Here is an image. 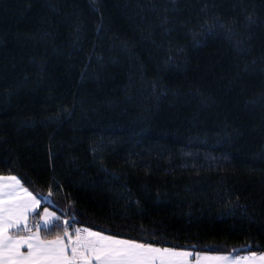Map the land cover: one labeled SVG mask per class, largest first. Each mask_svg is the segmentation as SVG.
Masks as SVG:
<instances>
[{
  "label": "trees",
  "instance_id": "trees-1",
  "mask_svg": "<svg viewBox=\"0 0 264 264\" xmlns=\"http://www.w3.org/2000/svg\"><path fill=\"white\" fill-rule=\"evenodd\" d=\"M0 176L44 240L264 253V0H0Z\"/></svg>",
  "mask_w": 264,
  "mask_h": 264
},
{
  "label": "snow or ice",
  "instance_id": "snow-or-ice-1",
  "mask_svg": "<svg viewBox=\"0 0 264 264\" xmlns=\"http://www.w3.org/2000/svg\"><path fill=\"white\" fill-rule=\"evenodd\" d=\"M38 205L39 201L21 187L20 180L15 176L0 177V264H190L192 253L189 251L117 238L87 228L83 229V233L74 229L75 240L69 235L68 228H63L64 236L69 237L67 244L60 236L54 240H43L39 235L41 226L37 225V230L33 232L28 225V214L35 211ZM44 217L43 228L54 230L56 225L53 222L59 218L49 212H45ZM10 229L29 234L12 236ZM195 259L198 262L200 257ZM214 259L228 260V257ZM242 259L264 261V256ZM233 264H241V261H233Z\"/></svg>",
  "mask_w": 264,
  "mask_h": 264
},
{
  "label": "crops",
  "instance_id": "crops-1",
  "mask_svg": "<svg viewBox=\"0 0 264 264\" xmlns=\"http://www.w3.org/2000/svg\"><path fill=\"white\" fill-rule=\"evenodd\" d=\"M0 177H5L6 178V177H12V176H0ZM21 187H22V185H21ZM20 195L22 196L23 193L21 192ZM31 212L32 211H30L28 215H31ZM80 230L83 233V229H80ZM88 230H90V229H88ZM91 231H93V230H91ZM70 236H71L72 240H75V231H73L70 234ZM63 238L65 240V243L67 244L69 242V237H63ZM22 250L26 251V249H22ZM174 250H177V249H174ZM182 251H186V250H182ZM197 256L200 257V260L198 262L195 259ZM260 256H264V253L250 254V255H240V256L231 255V254L215 255V254H202V253H199V254H194V255L192 254V256L189 258V260H190V264H233V261H241V264H264V261H259V260L243 261V259H242L244 257H260ZM205 257H207L208 259H205ZM216 257H228V260H217V259H214Z\"/></svg>",
  "mask_w": 264,
  "mask_h": 264
},
{
  "label": "rangeland",
  "instance_id": "rangeland-1",
  "mask_svg": "<svg viewBox=\"0 0 264 264\" xmlns=\"http://www.w3.org/2000/svg\"><path fill=\"white\" fill-rule=\"evenodd\" d=\"M22 187H23V186H22ZM23 188H24V187H23ZM32 196H33L35 199H37V200L39 201V205L36 207L35 211H37V210L39 209V206H40L42 203H45V202H49V201H50L49 196H42V200H39V199H38L37 197H35L33 194H32ZM35 211H32L31 214L34 213ZM45 212H49V213H51L53 216L57 217V214H56L53 210H51V209L48 208V207H45V208L42 209L41 217L38 219L37 222L34 220L33 223H36V225H40L41 227H43V221H44V219H45V217H44V213H45ZM29 217H30V215H29ZM29 222H30V220L28 219V224H29ZM36 225H35V226H36ZM29 227H34V224L29 225ZM17 230H18V229H11L10 232H9V234L12 235V236H17V233L14 232V231H17ZM71 233H72V231H69V235H70ZM27 235H28V234H27ZM21 236H26V235H21Z\"/></svg>",
  "mask_w": 264,
  "mask_h": 264
}]
</instances>
